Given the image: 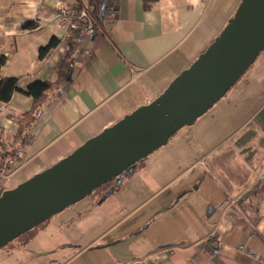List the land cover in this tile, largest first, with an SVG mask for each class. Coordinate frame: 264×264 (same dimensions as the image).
I'll use <instances>...</instances> for the list:
<instances>
[{
    "label": "crops",
    "instance_id": "0c3cea01",
    "mask_svg": "<svg viewBox=\"0 0 264 264\" xmlns=\"http://www.w3.org/2000/svg\"><path fill=\"white\" fill-rule=\"evenodd\" d=\"M59 1L75 9L81 4V0H0V79L15 78L24 89L33 80L57 78L70 37L57 17ZM226 2L155 0L145 8L143 0H108L93 37L83 39L71 55L70 82L58 85L64 89L61 95L56 88L54 100L40 108L32 138L1 177V190L51 167L161 94L212 41L210 31ZM26 22L35 27L25 29ZM52 38L58 44L40 56V48ZM30 105L31 99L20 92L6 105L0 103L4 144L18 131V124L7 115L18 116ZM255 116L252 127L217 141L208 152L201 151L204 141L190 129L193 139L177 135L181 129L172 137V151L151 156L127 181L134 180L124 182L97 211L76 215L71 225L78 228L80 234L73 237L81 238L80 243L71 241L66 230L52 235L54 248L38 250L52 253L62 241L58 260L49 264H262L264 109ZM223 144L233 146L251 170L247 182L230 197L206 162ZM111 213L117 216L109 220L110 226L94 235L84 231L86 224L97 217L101 222Z\"/></svg>",
    "mask_w": 264,
    "mask_h": 264
},
{
    "label": "water",
    "instance_id": "95a60500",
    "mask_svg": "<svg viewBox=\"0 0 264 264\" xmlns=\"http://www.w3.org/2000/svg\"><path fill=\"white\" fill-rule=\"evenodd\" d=\"M107 1L102 0L99 20ZM263 47L264 0H241L219 36L155 99L104 128L56 164L1 192L0 248L166 144L179 129L210 109ZM200 86L202 94L189 97ZM123 139L139 143L116 158L115 149ZM48 181L54 182V192L36 191Z\"/></svg>",
    "mask_w": 264,
    "mask_h": 264
},
{
    "label": "rangeland",
    "instance_id": "374dc122",
    "mask_svg": "<svg viewBox=\"0 0 264 264\" xmlns=\"http://www.w3.org/2000/svg\"><path fill=\"white\" fill-rule=\"evenodd\" d=\"M238 2L239 0H227L226 4L221 8V13L218 15L219 21L215 24L214 29L210 31L213 34L212 41L207 45V47L215 38L219 36L228 21L233 17L238 6ZM235 5L237 6L232 13ZM263 109L264 47L259 52L257 57L251 62L249 67L240 75L238 80L231 85L229 90L203 115L196 118L192 124L183 126L181 128L182 130L179 129L178 131H181L177 135L190 137L192 135V133H188L190 129V131L194 132V135L198 136V140L204 141V144L200 145L203 147L201 150L203 152L211 146H214L217 141L224 138H231L232 135L236 134L243 127H245V129L252 127L255 124V114L258 115ZM174 134L168 139L166 144L154 150L141 160L135 162L131 168L124 170L121 176L114 177L112 180L107 181L106 183L93 189L92 192L85 196L82 200L66 207L63 211L52 215L50 218L25 233H22L17 238L1 247L0 253L5 255L0 256L3 259L1 264H49L50 260H58L61 251L60 247H57L62 244V241L57 243V250L55 249L56 251H53L52 253L40 251L38 248L43 246H53L54 248V241L51 239L52 235L57 233L61 234L66 230L70 232L69 239L71 241L80 243L82 241L81 238L76 239V237H73V235H79L80 232L77 231L78 228H76L74 224L71 225V223L74 222L76 215L80 212L91 214L92 211H97L101 203H104L107 198L114 194V192L124 187V182L130 183L134 180L132 179L127 181L128 179H131V176L139 168L144 166L145 163L149 161L151 156L159 154L163 150L165 153L166 151H172V137ZM190 138L193 139L192 137ZM230 141L231 139L229 142ZM189 144L192 146V143ZM195 152L198 153L199 151ZM206 152H208V150ZM166 166L169 167L167 164ZM113 200L114 199H109L108 201L112 202ZM116 214L117 213H111L102 217L101 222H97L99 221V217H97V220H95L93 224L88 223L84 226V231L89 230L87 231L88 235H94L97 232L102 231L110 226L112 221L109 220H115V217L117 216ZM64 221H66V223ZM57 224H59V226H55ZM43 252H46V254L38 255V253Z\"/></svg>",
    "mask_w": 264,
    "mask_h": 264
},
{
    "label": "trees",
    "instance_id": "16d2710c",
    "mask_svg": "<svg viewBox=\"0 0 264 264\" xmlns=\"http://www.w3.org/2000/svg\"><path fill=\"white\" fill-rule=\"evenodd\" d=\"M155 0H143L145 8H149V3ZM241 1V0H240ZM108 1L105 12L108 10ZM95 23L98 22L99 10L96 9ZM105 14V13H104ZM104 17V16H103ZM102 20V19H101ZM99 20V21H101ZM23 27L25 29L34 28L35 25L26 22ZM69 50L67 54L60 60L57 66V78L49 81L33 80L29 82L24 89H20L15 78L0 79V103L6 105L15 92H20L31 99L30 108L18 116L7 115L18 124V131L8 144H4L0 137V171L8 170L11 164H7L8 160L13 161L17 157L15 155V146L19 144L24 147L32 138L30 133L32 126L36 121V112L43 107L44 104L54 100V93L58 85L68 84L71 80V73L74 68V59L71 56L76 49L75 30L70 29V37L67 40ZM58 44V40L52 38L48 44L39 50V55H45L50 49ZM3 64V58H0V66ZM207 166L210 172L221 184L225 194L230 197L237 193L239 189L247 182L251 170L243 162L238 159L236 149L231 145L219 146L208 158ZM2 190H0L1 194ZM247 193L240 197L243 200Z\"/></svg>",
    "mask_w": 264,
    "mask_h": 264
},
{
    "label": "built area",
    "instance_id": "2783aa9c",
    "mask_svg": "<svg viewBox=\"0 0 264 264\" xmlns=\"http://www.w3.org/2000/svg\"><path fill=\"white\" fill-rule=\"evenodd\" d=\"M102 0H81L79 8L75 9L63 2H57L55 7L57 10V17L60 23L68 28V30H75V44L76 47L80 46L83 39H91L95 31V15L97 10L101 7ZM105 13V12H104ZM74 57V54H72ZM64 91L63 86L57 88L58 95H61ZM2 108L0 107V113ZM41 112L38 110L36 116L38 117ZM1 132V128H0ZM23 151V147L19 144L15 146V155H19ZM12 161L8 160L7 164H11ZM4 171H0V179L3 177ZM261 180H264V173L260 177ZM1 190V187H0ZM243 249V247H239ZM264 264V259L262 261Z\"/></svg>",
    "mask_w": 264,
    "mask_h": 264
},
{
    "label": "bare ground",
    "instance_id": "6f19581e",
    "mask_svg": "<svg viewBox=\"0 0 264 264\" xmlns=\"http://www.w3.org/2000/svg\"><path fill=\"white\" fill-rule=\"evenodd\" d=\"M203 92V86H200L199 88L193 90L190 94L189 97H196ZM139 142L132 143L127 139H123L120 141L115 149V157H121L122 155L128 153L131 151L136 145H138ZM56 190V186L53 181H48L39 184L36 187V191L40 193H45V194H51Z\"/></svg>",
    "mask_w": 264,
    "mask_h": 264
}]
</instances>
